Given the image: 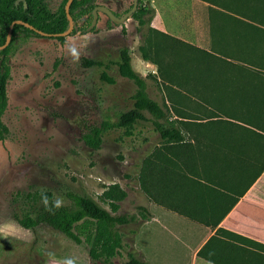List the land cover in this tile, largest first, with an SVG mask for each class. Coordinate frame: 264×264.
<instances>
[{"label":"rangeland","instance_id":"rangeland-1","mask_svg":"<svg viewBox=\"0 0 264 264\" xmlns=\"http://www.w3.org/2000/svg\"><path fill=\"white\" fill-rule=\"evenodd\" d=\"M97 3L121 16L133 0ZM108 22L109 17L100 13L96 30L70 34L64 42L53 36H20L12 47L8 106L2 116L8 132L5 140H0V264H64L68 259L75 264H102L50 225L41 222L36 230H29L18 223L16 215L30 214L38 219L46 206L42 196L49 192L53 201L71 204L65 194L69 190L89 194L110 210L102 194L104 187L112 183L123 184L128 191L114 214L138 217V221L118 226L124 247L112 264H124L129 253L143 257L135 246L134 233L145 216V211L138 208L144 203V196L138 192V181L132 175L138 158L153 147L146 144L160 138L159 133L150 122L137 124L133 136H128L124 129L106 130L100 149L89 147L81 137L86 122L99 125L102 121H116L120 111L131 108V96L136 89L132 80L120 75L116 65L107 70L116 79L109 84L101 78L103 67H83L81 58L117 60L120 48L128 47L135 69L143 71L141 46L146 25L139 26L133 16L125 23H113L112 28L107 27ZM70 47L77 49L79 60L73 59ZM157 62L172 81L177 80L172 85L180 90L176 61L161 57ZM143 73L150 96L164 102L165 87L152 79L149 70ZM224 83L228 86L226 79ZM226 86L224 97L230 91ZM229 99L225 111L232 117L262 124L260 118L248 114L255 106L251 99ZM149 227L136 236V243L142 248V239L150 230L166 234L156 226Z\"/></svg>","mask_w":264,"mask_h":264},{"label":"crops","instance_id":"crops-1","mask_svg":"<svg viewBox=\"0 0 264 264\" xmlns=\"http://www.w3.org/2000/svg\"><path fill=\"white\" fill-rule=\"evenodd\" d=\"M143 2L154 10L146 25L147 44L150 39L175 43L178 64L208 67L207 74L195 73L193 81L216 82L225 76L240 82L239 91L225 94L246 99L255 94L252 110L264 113V0ZM141 60L142 74L146 70L157 73L156 63ZM254 82L255 91L250 90ZM239 124L243 127L209 125L207 137L201 136L206 127H196L201 134L189 142L207 146V157L195 155L192 172L183 168L177 171L178 167L171 165L168 177L162 170L164 156L153 155L161 139L148 141L146 145L153 147L138 158L132 175L138 181V192H143L144 203L140 205L146 208L134 233L135 246L143 255L140 259L149 264H214L199 251L219 227L264 245V130ZM143 167L145 190L139 178ZM191 180L192 190L174 187L178 181ZM149 226L166 234L150 230L142 239V248L136 236Z\"/></svg>","mask_w":264,"mask_h":264},{"label":"trees","instance_id":"trees-1","mask_svg":"<svg viewBox=\"0 0 264 264\" xmlns=\"http://www.w3.org/2000/svg\"><path fill=\"white\" fill-rule=\"evenodd\" d=\"M26 2L27 6L22 0L20 2L18 0H0V46L7 41L10 26L15 20H21L29 24H14L10 43L5 48L0 49V140H5V132H8V128L3 124L2 116L8 106L7 85L11 77L9 59L15 41L20 36H23V38L44 37L45 35L42 32L55 34L64 32L69 28V19L66 13L68 0H26ZM97 5V0H73L70 13L73 16L75 27L71 34L86 33L88 31L94 17L93 10ZM132 6L133 3L130 8ZM116 14L120 16V14ZM153 14L154 10L152 8L145 5L143 0H138V8L133 17L139 22V26L150 24ZM113 23L109 19L107 27L112 28ZM92 29L96 30V27ZM123 31L125 32V28H123ZM53 37L61 42L66 39V36ZM141 50L143 59L157 64V73L150 76L156 83L165 87L163 89L165 92L164 102H159L148 93L147 77L135 69L128 47L120 48L119 58L108 62L82 57L83 67H103L101 78L109 84H114L116 79L107 70L116 65L120 75L132 80L136 85V89L131 96L133 100L131 108L120 111L116 121H102L99 125L86 122L81 137L89 147L100 149L103 144L102 135L104 131L124 129L128 136H132L137 124L150 122L161 139L160 146L154 150L153 155L160 154L164 156L162 158L164 161L162 170L166 176L168 177V170L171 165L177 166V171L183 168L192 172L194 165H196L194 156L200 154L202 157H207L208 155L207 146H194L189 142L194 136L201 134L196 130V127H206L204 134L201 135L205 137L208 136L206 129L209 125L223 126L229 124L243 127L239 124L242 121L232 117V114L225 111L228 102H231L229 99L231 96L224 97L223 95L226 86L225 79L228 82L226 87L230 90L228 92L239 91L241 83L228 80L225 76H222L221 81L216 82L193 81L195 73L207 74L208 67L178 64L175 43L152 42L150 39V43L148 41L147 44L145 38ZM161 50L166 52L163 54L160 52ZM202 52L208 55V52ZM161 57L176 61L178 67L177 79L181 82V85L178 86L180 90L175 89L172 85L177 80L172 81L166 69L157 62ZM251 85L255 91L257 83L254 82ZM231 98L233 99L234 96ZM247 99L248 102L251 99V102L254 105L256 104L255 94L254 97H248ZM248 114L257 119L260 118L262 124L258 122L243 123L258 126L264 130V113H259V115L251 110ZM198 120L207 121L201 122ZM149 161L151 162L150 159ZM205 164L208 166L209 163L206 161ZM177 171L176 175L180 176V172ZM139 178L141 188L145 190L144 167ZM193 186L192 180L190 182L178 181L174 183V187L179 189L192 190ZM65 194L71 200V204H62L59 208H56L52 193H45L44 196L47 197L48 204L39 215V218L35 219L30 214L16 215L18 223L22 227L33 231L41 222L46 223L76 244L87 249L94 260L100 261L102 264H112V259L124 247L122 233L118 226L128 224L136 219L134 215L114 214L119 211L121 202L128 196L127 190L120 183H112L104 187L102 196L107 200L110 210L99 204L89 194L71 190ZM138 208L146 211L144 206L140 205ZM228 210L225 212H228ZM235 242H239V244ZM261 250H264L263 244L219 227L216 234L200 249L199 255L214 264H264V253ZM124 264L149 263L135 254L129 253Z\"/></svg>","mask_w":264,"mask_h":264},{"label":"water","instance_id":"water-1","mask_svg":"<svg viewBox=\"0 0 264 264\" xmlns=\"http://www.w3.org/2000/svg\"><path fill=\"white\" fill-rule=\"evenodd\" d=\"M20 1L21 0H18V2H20ZM22 1L24 2L25 6H27L26 0H22ZM72 2H73V0H68V2L66 4V13H67V16L69 19V28L64 32L55 33V34H49L46 32H42L45 36H50V35L51 36H68L72 33V31L74 30V27H75V22H74L73 16L70 13V7H71ZM137 8H138V0H133V6L127 12H125L122 16H118L115 13V11H113L110 7H108L106 5H97L93 10L94 17H93V21H92L91 25L88 28V31H91V29L93 27L97 26L100 13L106 14L109 17V19H111L114 23L122 24V23H125L128 19H130L133 16V14L137 10ZM16 23H25V22H23L21 20H15L12 23V25L10 26V29H9L7 41L5 42V44L0 46V49L5 48L10 43V40L12 37V35H11L12 29H13L14 24H16ZM25 24L29 25L28 23H25Z\"/></svg>","mask_w":264,"mask_h":264},{"label":"clouds","instance_id":"clouds-1","mask_svg":"<svg viewBox=\"0 0 264 264\" xmlns=\"http://www.w3.org/2000/svg\"><path fill=\"white\" fill-rule=\"evenodd\" d=\"M68 50L71 53V55H72L74 60H79V52L77 51V49L75 47H70ZM42 199H43L45 205L47 206V204H48L47 197L46 196H42ZM61 205H62V201L59 200V199L56 200L55 207L59 208ZM64 264H75V262L73 260H71V259H68V260L64 261Z\"/></svg>","mask_w":264,"mask_h":264},{"label":"flooded vegetation","instance_id":"flooded-vegetation-1","mask_svg":"<svg viewBox=\"0 0 264 264\" xmlns=\"http://www.w3.org/2000/svg\"><path fill=\"white\" fill-rule=\"evenodd\" d=\"M127 12V11H126Z\"/></svg>","mask_w":264,"mask_h":264}]
</instances>
